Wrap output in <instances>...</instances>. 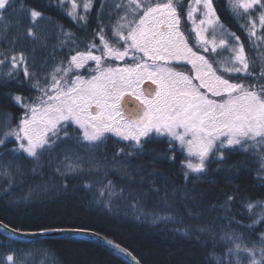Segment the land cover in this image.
Instances as JSON below:
<instances>
[{
  "label": "snow or ice",
  "instance_id": "6c2138e0",
  "mask_svg": "<svg viewBox=\"0 0 264 264\" xmlns=\"http://www.w3.org/2000/svg\"><path fill=\"white\" fill-rule=\"evenodd\" d=\"M95 2L59 0V5L66 7L71 21L83 26L90 22ZM17 5L31 25L26 35L37 39L34 29L36 22L44 19L43 13L24 8L21 0H0V21L15 14ZM107 6L101 3V8ZM114 8L115 20L112 22L109 13L108 25L97 15L91 41H82L58 26V35L63 37L59 47L66 49V60L56 62L42 76L30 70L36 65L23 51L0 53V87L38 93L30 99L12 92L3 96L6 102L24 109L14 125L7 113H0L5 118V130L0 132V181L8 185L5 195L25 173L19 161L31 162L32 175H41L46 167L41 158L57 149L62 150V157L58 155L60 162L53 175L61 177L66 188L68 179L85 171L81 151L94 152L112 136L125 143L111 158L112 164L117 165L123 157L120 175L139 177L135 182L147 183L149 190L137 193L108 180L98 193L107 199L94 200L106 213L113 211L114 199L124 198L135 209L136 219L148 216L142 211L145 198L149 193L160 194L155 181L165 177L142 165L133 167L130 162L137 158L175 162L179 152L184 155L180 167L187 183L193 174L207 176L212 164L217 165L216 172L228 174L226 179L238 178L241 165L229 164V157L237 152L255 154L253 159L260 165L257 179L264 186V0H226V9L246 33L255 59L247 54L241 37L225 27L214 0H120ZM146 85L150 91L145 90ZM154 143H166L167 147L162 152L149 149ZM95 170H100L98 164ZM35 194L30 188L7 206L26 208ZM197 199L187 188L165 189L159 201L163 207L151 213V223L183 224L179 209L170 201L198 208ZM235 199L229 195L220 206L223 215L216 220L227 223L218 229L214 224H196L174 230L183 237H195L197 243L201 236L207 237L203 246L212 242L208 264H264V231L256 232L264 226V201L242 203L250 221L245 224L230 214ZM209 211H217L216 206ZM202 215L188 211L192 220ZM0 230L8 237L7 243L0 242V248L5 249L0 252V264H58L55 250L43 241L27 240L33 246L25 249L15 245L24 236L90 231L86 227H10L3 219ZM104 239L118 254L130 257L127 264H141L127 248Z\"/></svg>",
  "mask_w": 264,
  "mask_h": 264
},
{
  "label": "trees",
  "instance_id": "16d2710c",
  "mask_svg": "<svg viewBox=\"0 0 264 264\" xmlns=\"http://www.w3.org/2000/svg\"><path fill=\"white\" fill-rule=\"evenodd\" d=\"M102 2H106L108 6L101 8ZM119 2L120 0H96L90 22L81 26L67 17V9L59 5V0H21L24 8H35L43 13L44 19H39L34 29L37 39L33 40L26 35V29L31 25L27 14L20 11V5H17L15 14L0 21V53L11 55L13 52L23 51L30 63L36 65L35 69L30 68V70L37 71L42 76L56 62L66 60L64 55L66 49L62 51L59 47L63 37L58 35V26L63 27L65 31L73 32L82 41H91L96 29L97 15L102 16L104 24L108 25L110 23L108 14L111 13L112 22H114L117 11L114 5ZM214 3L217 5L218 14H220L225 27L241 37V41L245 42L247 54L250 58L255 59L252 45L248 42L246 33L241 30L226 9V0H214ZM239 23H243V21ZM4 70L7 71V69ZM8 92L19 93L27 99L38 93L15 86L0 87V113H7L8 118H12L14 125L16 120L22 116L24 109L22 106L6 102L3 99L4 94ZM4 119V117H0V132L5 130ZM8 147H12V144H9ZM124 147L125 143L119 142L118 137L112 136L94 152L81 151V155L85 158V171L68 179L66 188L63 187L64 180L53 175V169L60 162L57 157L58 155L62 157L61 149H57L50 156L45 154L41 158V163L46 165L41 170V175H32L30 170L33 164L31 162L19 161L23 165L25 173L22 177L17 178L15 186L7 195H5L4 189L8 185L6 182L0 181V184H3V187H0V219H3L11 227L19 226L32 230L39 226L86 227L127 248L138 259H141L142 264H208V253L212 248V242L209 240L208 246L205 247L203 243L208 239L207 237L201 236L200 243H197L195 237H183L174 229L185 225L194 227L196 224H214L218 229L221 224L227 223V221L216 220V216L223 215L219 208L229 195H234L236 198L231 205L230 214L236 220L247 224L250 221L246 219L248 214L242 207V203L246 204L250 200L264 201V186H261V181L257 179L256 171L260 165L257 160L253 159L255 154L246 156L242 152H237L229 157V164L239 163L241 165V175L238 178L226 179L228 174L216 172L217 165L212 164L207 176L200 177L198 180H191L192 177H190L189 181L185 183L184 177L180 173V169H182L180 160L184 159V155L177 152L175 162L152 163L147 157L137 158L130 162L133 167L142 165L149 172L155 170L165 177V179L155 181L156 187L161 190L160 194L149 193V196L145 198L146 203L142 211L148 213L147 217L142 216L140 219H136L135 209L130 208L128 206L130 201L124 198L114 199L113 211L106 213L102 206L94 203V200L97 198L107 199L106 196H98V193L108 180L137 193L149 190L147 183L135 182L139 180V177L123 178L120 175L124 169L123 157L118 159L117 165L112 164L113 155L119 148ZM166 147V143H154L148 146L149 149L154 148L159 152H162ZM97 164L100 166L99 171L95 170ZM89 168L94 170L89 172ZM113 169H117V171L114 172ZM86 184H90L92 187L88 188L85 186ZM30 188L36 194L26 208L13 209L7 206L8 201L27 194ZM183 188H187L191 195L198 198L196 204L199 207L194 208L189 203L188 207L184 208L176 204L175 201H170L174 207L179 209V215L183 217V224L151 223V213L159 211L163 207L159 201L164 190L172 192ZM192 189H196V191L192 192ZM213 206H216L217 211H209ZM189 210L200 212L203 215L199 220H192L188 217ZM260 231H264V226L256 229L257 234ZM251 239L255 240L256 236L253 235ZM37 240L52 246L58 264H127L128 261L111 249L88 239L47 237ZM25 241L27 240L20 239V242L15 246L20 249L33 246ZM0 242H8L7 235L1 232ZM3 251L5 249L0 248V252Z\"/></svg>",
  "mask_w": 264,
  "mask_h": 264
},
{
  "label": "water",
  "instance_id": "95a60500",
  "mask_svg": "<svg viewBox=\"0 0 264 264\" xmlns=\"http://www.w3.org/2000/svg\"><path fill=\"white\" fill-rule=\"evenodd\" d=\"M11 227V226H10ZM64 229H76V228H64ZM1 232H3V230H0ZM76 235H81V236H85L90 238L91 240H94L98 243H101L109 248H112L109 244L105 243V236L101 235L97 232L94 231H89L88 233H78V232H73V231H66V232H50L47 235L44 236H37V237H31V236H24L21 238H25V239H38V238H43V237H56V236H76ZM107 240H109L108 238H106ZM113 249V248H112ZM115 250V249H114ZM117 252V250H115ZM130 252V251H129ZM122 254V253H119ZM124 255V254H122ZM133 255V254H132ZM125 256V255H124ZM134 256V255H133ZM126 258H128V260L130 259V257L125 256Z\"/></svg>",
  "mask_w": 264,
  "mask_h": 264
},
{
  "label": "rangeland",
  "instance_id": "374dc122",
  "mask_svg": "<svg viewBox=\"0 0 264 264\" xmlns=\"http://www.w3.org/2000/svg\"><path fill=\"white\" fill-rule=\"evenodd\" d=\"M91 63V62H90ZM186 69H184V68H177V71H185ZM247 82V81H246ZM145 90L146 91H150L151 89H149L148 87H147V85L145 86ZM180 168V167H179ZM179 170V169H178ZM182 172H183V169H180V173L182 174ZM192 179L191 180H198L200 177H204V176H196L195 174H193L192 176ZM61 228H69V227H61ZM91 231H93V230H91ZM1 232V231H0ZM94 232H96V231H94ZM1 233H3V234H5V235H7L6 233H4V232H1ZM65 237H68V238H83V239H88V240H91L90 238H88V237H85V236H81V235H76V236H56V238H65ZM43 238H47V237H43ZM43 238H38V239H43ZM21 240H37V239H23V238H20ZM110 240V239H109ZM92 241H94V240H92ZM96 242V241H95ZM98 243V242H97ZM117 253V252H116ZM132 253V252H131ZM133 254V253H132ZM121 256H123L124 258H126L124 255H122V254H120ZM134 255V254H133ZM135 256V255H134ZM136 257V256H135ZM127 260H128V258H126ZM141 264H142V262H141Z\"/></svg>",
  "mask_w": 264,
  "mask_h": 264
},
{
  "label": "bare ground",
  "instance_id": "6f19581e",
  "mask_svg": "<svg viewBox=\"0 0 264 264\" xmlns=\"http://www.w3.org/2000/svg\"><path fill=\"white\" fill-rule=\"evenodd\" d=\"M111 241V240H110ZM115 243V242H114ZM99 244H101V243H99ZM117 244V243H116ZM101 245H103V244H101ZM120 245V244H119ZM103 246H105V245H103ZM122 246V245H121ZM105 247H107V246H105ZM123 247V246H122ZM107 248H109V247H107ZM109 249H111L112 251H114V252H116L114 249H112V248H109Z\"/></svg>",
  "mask_w": 264,
  "mask_h": 264
}]
</instances>
